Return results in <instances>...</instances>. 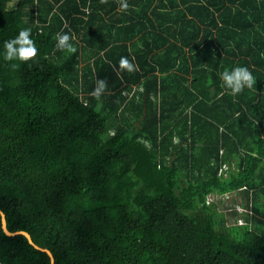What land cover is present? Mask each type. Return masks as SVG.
<instances>
[{
    "label": "trees",
    "instance_id": "obj_1",
    "mask_svg": "<svg viewBox=\"0 0 264 264\" xmlns=\"http://www.w3.org/2000/svg\"><path fill=\"white\" fill-rule=\"evenodd\" d=\"M119 2L0 0L8 228L55 264H264V0ZM21 28L37 55L6 61ZM61 30L75 53L56 48ZM237 65L257 83L232 96L219 73ZM0 264L51 259L0 214Z\"/></svg>",
    "mask_w": 264,
    "mask_h": 264
},
{
    "label": "clouds",
    "instance_id": "obj_2",
    "mask_svg": "<svg viewBox=\"0 0 264 264\" xmlns=\"http://www.w3.org/2000/svg\"><path fill=\"white\" fill-rule=\"evenodd\" d=\"M18 3L19 0H7V3L3 6V10L12 11L17 7ZM119 8L121 11H126L129 8L128 0H120ZM84 11L87 12V9H84ZM72 39L73 36L69 32L61 30V32L56 34V48L61 51L66 50L70 53H75L77 50L71 43ZM3 49L2 56L6 61L19 60L28 62L36 57L38 52L36 42L31 36V28H21L17 35L4 42ZM131 51L132 49L129 47V52L131 53ZM134 59V56L130 60L128 56L122 55L119 60V68L129 72L136 70L137 65L133 63ZM10 67L15 69L18 65L12 63ZM219 77L222 81V87L232 96L242 93L245 88L252 89L257 83L256 77L247 65H237L231 69H225L219 73ZM107 88V81L97 78L96 87L92 90L91 95L99 100ZM224 94L225 92H221L220 96L222 97Z\"/></svg>",
    "mask_w": 264,
    "mask_h": 264
},
{
    "label": "water",
    "instance_id": "obj_3",
    "mask_svg": "<svg viewBox=\"0 0 264 264\" xmlns=\"http://www.w3.org/2000/svg\"><path fill=\"white\" fill-rule=\"evenodd\" d=\"M0 214H1V224H2V228L4 230V232L7 234V235H10V236H15V235H19V234H24L29 242L36 248V249H39V250H42V251H45L48 253V255L50 256V259H51V264H55V256L53 254V252L49 249V248H46V247H42L40 245H38L32 238V235L26 231V230H17V231H11L8 226H7V218H6V214L5 212L1 209L0 207Z\"/></svg>",
    "mask_w": 264,
    "mask_h": 264
},
{
    "label": "rangeland",
    "instance_id": "obj_4",
    "mask_svg": "<svg viewBox=\"0 0 264 264\" xmlns=\"http://www.w3.org/2000/svg\"><path fill=\"white\" fill-rule=\"evenodd\" d=\"M242 197V196H241ZM216 198V196L214 197V198H211L210 200H213V199H215ZM234 200L235 201H240V200H242L241 198H240V196L238 195L237 197H234ZM235 202H232V201H225L224 203L223 202H221L219 205H221L222 207H224L223 209H222V211H223V213L224 214H226L227 215V217L231 214V212H233L232 210H233V208H236V206L234 207V204ZM238 208V210H241V207L240 206H238L237 207ZM240 208V209H239Z\"/></svg>",
    "mask_w": 264,
    "mask_h": 264
},
{
    "label": "built area",
    "instance_id": "obj_5",
    "mask_svg": "<svg viewBox=\"0 0 264 264\" xmlns=\"http://www.w3.org/2000/svg\"><path fill=\"white\" fill-rule=\"evenodd\" d=\"M211 198H212V197H211ZM211 198H209V199H211ZM239 209H240V208H239ZM241 210H243V208H241ZM241 210H240V211H241ZM240 222H243L242 219H240Z\"/></svg>",
    "mask_w": 264,
    "mask_h": 264
}]
</instances>
